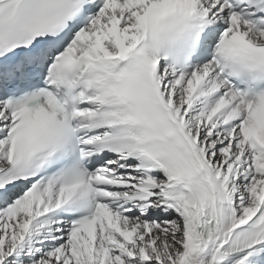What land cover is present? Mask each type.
<instances>
[{"label":"snow or ice","instance_id":"1","mask_svg":"<svg viewBox=\"0 0 264 264\" xmlns=\"http://www.w3.org/2000/svg\"><path fill=\"white\" fill-rule=\"evenodd\" d=\"M0 264H264V0H0Z\"/></svg>","mask_w":264,"mask_h":264}]
</instances>
